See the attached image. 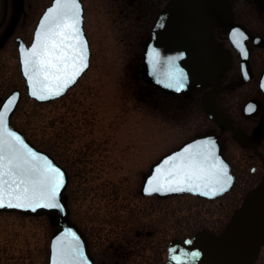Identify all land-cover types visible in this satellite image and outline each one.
Returning <instances> with one entry per match:
<instances>
[{
	"label": "flooded vegetation",
	"instance_id": "af4514ba",
	"mask_svg": "<svg viewBox=\"0 0 264 264\" xmlns=\"http://www.w3.org/2000/svg\"><path fill=\"white\" fill-rule=\"evenodd\" d=\"M54 1L0 0V104L13 90L19 89L21 96L26 91L21 47L30 46L41 16ZM216 1L217 4L213 0H77L89 39L90 62L60 98L70 94L92 65L88 20L123 19L130 14L127 7L141 5L144 14L150 13L143 15L147 20L146 36L137 66L142 80L150 90L159 91L165 101L174 100L191 124L197 125L198 118L203 120L197 125L201 127L198 132L185 126L187 135L182 141H170L169 147L153 162L149 161L148 169L141 174L140 193L136 192L134 198L142 202L124 206L129 217L121 224H112L118 229L115 235L105 234V225L76 222L86 236L94 264H174L172 256L177 253L171 249L177 251L202 236L211 241L222 237L250 193L264 184V0ZM126 2L129 5H124ZM163 16L171 24L167 31L175 34L169 39L164 37L158 47L156 28ZM185 26L193 28L183 30ZM235 33L244 36L242 49L234 43ZM152 45L157 49L154 55L159 61L157 81L146 69L152 58ZM177 78L183 85L179 90L175 84ZM146 94L150 96L151 92ZM212 108L220 112L218 118L213 116ZM15 111L11 122L23 131L13 121ZM207 135L217 137L219 153L230 164L235 180L229 190L215 197L190 191L143 193V182L155 162L192 138ZM232 200L238 204H234L231 213ZM199 206L208 208L209 215L214 207H219L215 211L216 219L213 221L210 215L207 223L199 224ZM141 210L142 217L134 215ZM51 244L52 238L46 264Z\"/></svg>",
	"mask_w": 264,
	"mask_h": 264
},
{
	"label": "rangeland",
	"instance_id": "374dc122",
	"mask_svg": "<svg viewBox=\"0 0 264 264\" xmlns=\"http://www.w3.org/2000/svg\"><path fill=\"white\" fill-rule=\"evenodd\" d=\"M127 10L130 14L123 19L88 20L92 65L69 95L40 103L25 91L13 115L14 123L69 171L64 198L73 220L105 225V234L116 233L112 224L129 217L125 205L142 202L134 198L149 161L170 141H182L185 126L198 132L197 125L203 123L200 118L197 125L188 122L174 100L165 101L142 80L137 66L146 36L144 17L150 13L144 14L141 5ZM231 204L232 213L238 203ZM218 208L210 213L213 221ZM197 212L199 224L211 219L208 208L199 206ZM59 227L56 212H0V264H46L50 240ZM255 264H264V246Z\"/></svg>",
	"mask_w": 264,
	"mask_h": 264
},
{
	"label": "snow or ice",
	"instance_id": "6c2138e0",
	"mask_svg": "<svg viewBox=\"0 0 264 264\" xmlns=\"http://www.w3.org/2000/svg\"><path fill=\"white\" fill-rule=\"evenodd\" d=\"M79 24L77 0H56V6L44 16L43 31L37 34L32 49L24 54L25 74L31 83L32 95L40 99L61 95L87 66L86 45L81 40ZM234 35V43L242 49L243 34ZM175 84L177 90L183 86L179 78ZM12 103L9 99L0 110V208H60L58 193L63 185V173L27 149L20 137L8 130L6 113ZM211 156L210 151L186 148L180 156L164 161L169 165L166 174L160 168L156 169L159 175L152 178V186L146 190L191 191L203 188L207 189L202 193L205 195L225 191L227 174L218 164L209 162ZM66 236L78 240L70 231ZM170 251L175 252V249ZM73 253L77 264H86L79 245ZM172 259L181 264L180 256H172Z\"/></svg>",
	"mask_w": 264,
	"mask_h": 264
},
{
	"label": "water",
	"instance_id": "95a60500",
	"mask_svg": "<svg viewBox=\"0 0 264 264\" xmlns=\"http://www.w3.org/2000/svg\"><path fill=\"white\" fill-rule=\"evenodd\" d=\"M196 1V0H195ZM201 1V0H200ZM203 1V0H202ZM213 2H217L213 0ZM79 4V3H78ZM217 4V3H216ZM56 6V0L54 3L49 6L46 12L42 15L37 29L34 34V39L29 47L22 46L20 51V62H21V71L25 78V83L27 86L28 95L35 98L39 102H47L49 100L58 98L65 94L67 90L73 86L80 76L84 73V71L88 68L90 62V46L88 42V38L84 32L83 28V15L82 8L80 7V24L79 28L81 31V40L86 45V63L87 66L83 69V71L75 78V82L69 84L59 96H51L44 99H40L37 96L32 95L31 83L26 76V67L24 65V54L30 51L37 41V34L42 32L41 24L44 16L48 13V10L54 8ZM171 24L167 23L165 20V16H163L157 25L156 28V39L158 41L157 46L161 45L162 39L168 36L173 37L175 32L167 31L168 26ZM176 28L175 25L173 26ZM193 26L183 27V30L190 31ZM170 50V49H169ZM167 50V51H169ZM157 52L155 46L152 45L150 49V53L152 58L148 60L146 64V69L152 79L155 81L158 80V58H155L154 53ZM170 64V63H169ZM171 65V64H170ZM174 66V65H172ZM20 98V91L15 89L5 100L2 102L0 106V110H3L2 106L9 99H12L13 103L10 106V110L6 113L7 118V127L8 130L14 132L16 135L20 137L23 141L24 145L27 146L31 152L38 155L42 160H46L51 164L52 167L59 169L63 173V185L61 186L58 193V200L61 205L60 208L57 209H49V208H0V211H17L20 213L28 214V215H42L49 212H57L59 216V222L61 224L60 229L53 235L52 244H51V256L49 260V264H60L61 261L64 264H77V258L73 253V249L79 245L80 252L82 253L83 261L86 264H94L93 259L88 251L87 239L80 227L71 220L70 218V208L65 201L64 193L67 188L69 182V174L67 170L59 164L56 159L47 151L38 148L32 141H30L25 134L14 127L11 124L10 117L12 112L17 106V103ZM219 111L217 108H212V114L214 117L218 118ZM209 142V143H208ZM192 149V150H201L204 152H208L209 150L212 153L213 159H211L210 163H216L226 172L225 179H228V183L225 185V189L229 190L234 184V174L231 172L230 164L221 156L219 153V144L217 142L216 136L208 135V136H200L193 138L188 143L180 147L179 149L174 150L168 155L162 157L159 161H157L153 166L151 172L147 175L144 180L142 191L144 194L154 193V192H169L161 189L160 191H152L149 192L146 189L151 187L152 178L156 175H159L156 172L157 168H160L164 174L167 173V169L169 165H165V160H170L173 156H180L184 150ZM230 178V179H229ZM225 190V191H226ZM187 191V190H186ZM207 191V189H199V190H191L190 192L206 196V197H215L223 192H218L213 195L211 192H208L207 195L202 194ZM72 232L78 237V240H74L71 236H66L67 232ZM264 244V184L258 187L256 190L252 191L250 195L247 197L244 206L237 211L230 224L226 228L224 234L220 238H215L214 241L208 239L207 236L199 237L188 244L183 245L174 254L177 253L176 256L181 257V264H254L255 259L257 258L261 245ZM195 254V255H194ZM174 264L176 261L173 260Z\"/></svg>",
	"mask_w": 264,
	"mask_h": 264
}]
</instances>
